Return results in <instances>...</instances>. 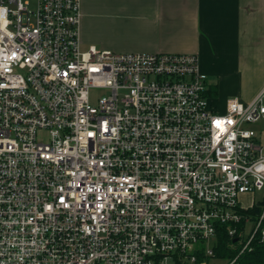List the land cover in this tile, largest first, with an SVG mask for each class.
I'll list each match as a JSON object with an SVG mask.
<instances>
[{
    "label": "built area",
    "instance_id": "built-area-1",
    "mask_svg": "<svg viewBox=\"0 0 264 264\" xmlns=\"http://www.w3.org/2000/svg\"><path fill=\"white\" fill-rule=\"evenodd\" d=\"M80 21L81 0H0V264H208L225 225L264 240V197L240 200L264 192V87L221 108L197 54L83 48Z\"/></svg>",
    "mask_w": 264,
    "mask_h": 264
},
{
    "label": "crops",
    "instance_id": "crops-1",
    "mask_svg": "<svg viewBox=\"0 0 264 264\" xmlns=\"http://www.w3.org/2000/svg\"><path fill=\"white\" fill-rule=\"evenodd\" d=\"M80 40L116 52L197 54L221 108L233 97L249 103L264 87V0H81ZM254 124L264 153V120Z\"/></svg>",
    "mask_w": 264,
    "mask_h": 264
},
{
    "label": "trees",
    "instance_id": "trees-1",
    "mask_svg": "<svg viewBox=\"0 0 264 264\" xmlns=\"http://www.w3.org/2000/svg\"><path fill=\"white\" fill-rule=\"evenodd\" d=\"M216 94L217 88L215 86H210L209 96L212 98ZM260 210L261 207L255 205V207L249 209L247 213L256 215ZM239 226L243 228L244 222ZM221 228L218 234V243L214 249L215 258L228 259L231 264H264V240L262 237H255L249 247L243 250L245 241H242L239 232L235 237H231L227 231V225Z\"/></svg>",
    "mask_w": 264,
    "mask_h": 264
},
{
    "label": "rangeland",
    "instance_id": "rangeland-1",
    "mask_svg": "<svg viewBox=\"0 0 264 264\" xmlns=\"http://www.w3.org/2000/svg\"><path fill=\"white\" fill-rule=\"evenodd\" d=\"M110 91L106 88H102V87H95L92 88L90 90V101L93 105H98L99 101L101 99L106 98L109 95ZM222 104V103H221ZM247 127H254L255 124H247ZM47 134L46 133H41L40 135V140H47ZM253 197L255 198L256 203H258V201H263V197H264V192L260 191L257 192L254 195L251 194H247V195H243L240 197V200L242 202V204L244 206H249L252 203V199ZM260 202V203H261ZM262 204V203H261ZM253 226V223L249 222L248 224H246L245 226V233L246 235L249 233V231L251 230ZM229 260L228 259H222V258H211L208 262V264H228Z\"/></svg>",
    "mask_w": 264,
    "mask_h": 264
}]
</instances>
